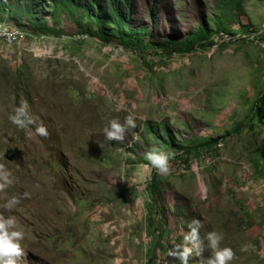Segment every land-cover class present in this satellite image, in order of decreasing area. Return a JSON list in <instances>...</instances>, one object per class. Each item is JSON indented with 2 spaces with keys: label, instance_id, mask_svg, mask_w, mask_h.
<instances>
[{
  "label": "rangeland",
  "instance_id": "obj_1",
  "mask_svg": "<svg viewBox=\"0 0 264 264\" xmlns=\"http://www.w3.org/2000/svg\"><path fill=\"white\" fill-rule=\"evenodd\" d=\"M217 1L163 0L155 40L184 37L201 14L212 24ZM152 2L133 0L131 26L150 32ZM240 2L239 24H230L235 37L187 55L102 45L66 19L59 37L20 27L10 29L17 39L0 37V216L23 232L16 264H147L152 238L155 264H179L167 252L183 243L193 219L202 238L222 235L221 246L234 253L230 264H264V171L256 154L264 127L250 112L264 89V0ZM21 103L32 120L24 128L9 119ZM129 114L136 127L108 141V121ZM148 122L168 124L191 147L221 141L187 165L169 157V174L158 175L145 159L156 146ZM39 125L46 137L35 132ZM153 175L165 202L161 217L149 197ZM243 244L251 247L241 251Z\"/></svg>",
  "mask_w": 264,
  "mask_h": 264
},
{
  "label": "trees",
  "instance_id": "obj_2",
  "mask_svg": "<svg viewBox=\"0 0 264 264\" xmlns=\"http://www.w3.org/2000/svg\"><path fill=\"white\" fill-rule=\"evenodd\" d=\"M163 0H153L149 11L150 32L147 27L131 26L134 13L133 0H0V23L9 29L17 27L29 30L33 35H62L59 26L66 19L75 26L80 37L93 39L102 45H116L127 52H144L151 50L164 57L192 54L216 45V41L225 45L223 36L234 38L236 33L230 24L238 23L242 9L240 0H218L215 4L217 15L212 24L201 14L200 22L194 31L184 37L167 36L155 40L152 30L158 15L157 5ZM5 16V18H2ZM49 22V23H48ZM239 24V23H238ZM238 30L247 33V25H238ZM216 37V38H215ZM251 117L264 127V89L257 95L251 109ZM145 129L152 137L156 148L163 149L172 159L187 165L195 152L209 150L221 138H205L194 141V146L177 142L170 133L168 124L146 123ZM256 154L264 171V138L256 149ZM147 164V163H146ZM149 197L153 208L159 216H164L160 204L164 198L159 194L158 178L153 175L149 183ZM157 244L150 243L151 250L147 264L157 260Z\"/></svg>",
  "mask_w": 264,
  "mask_h": 264
},
{
  "label": "clouds",
  "instance_id": "obj_3",
  "mask_svg": "<svg viewBox=\"0 0 264 264\" xmlns=\"http://www.w3.org/2000/svg\"><path fill=\"white\" fill-rule=\"evenodd\" d=\"M26 108L27 105L21 103L18 107H14V114L9 116L10 121L19 128H24L32 123ZM135 127V118L129 114L122 123L118 119H110L103 128V135L108 141H118L123 139L126 129ZM35 132L45 137L48 134L43 125L37 126ZM145 159L158 175L169 174V156L165 152L152 147L145 153ZM138 178L143 180L142 176L138 175ZM15 202L13 198L10 204ZM200 228V221L193 219L188 224V231L183 236V243L173 244L172 248L168 250L167 256L172 257L179 264H188L189 257L193 255L197 257L196 264H230L234 253L230 247L221 246L222 235L217 231H209L202 238ZM22 238L23 232L15 230V220L12 217L0 216V264H16V259L23 254L20 246ZM249 247L251 245L243 244L240 250L247 251ZM206 249L209 252L208 255H204Z\"/></svg>",
  "mask_w": 264,
  "mask_h": 264
},
{
  "label": "built area",
  "instance_id": "obj_4",
  "mask_svg": "<svg viewBox=\"0 0 264 264\" xmlns=\"http://www.w3.org/2000/svg\"><path fill=\"white\" fill-rule=\"evenodd\" d=\"M18 33L11 31L10 29H7L4 26H0V37H5L9 40L17 39Z\"/></svg>",
  "mask_w": 264,
  "mask_h": 264
},
{
  "label": "bare ground",
  "instance_id": "obj_5",
  "mask_svg": "<svg viewBox=\"0 0 264 264\" xmlns=\"http://www.w3.org/2000/svg\"><path fill=\"white\" fill-rule=\"evenodd\" d=\"M259 45L264 48V41L260 42Z\"/></svg>",
  "mask_w": 264,
  "mask_h": 264
},
{
  "label": "water",
  "instance_id": "obj_6",
  "mask_svg": "<svg viewBox=\"0 0 264 264\" xmlns=\"http://www.w3.org/2000/svg\"><path fill=\"white\" fill-rule=\"evenodd\" d=\"M6 159H7V160H9V159H10V157H9V155H8V154H7V156H6Z\"/></svg>",
  "mask_w": 264,
  "mask_h": 264
}]
</instances>
